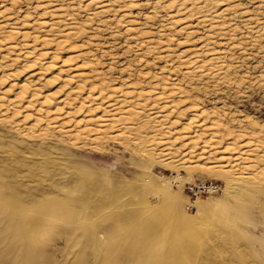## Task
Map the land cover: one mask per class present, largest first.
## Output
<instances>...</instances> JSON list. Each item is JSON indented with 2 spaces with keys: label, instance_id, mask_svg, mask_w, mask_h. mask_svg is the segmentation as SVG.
<instances>
[{
  "label": "rangeland",
  "instance_id": "obj_1",
  "mask_svg": "<svg viewBox=\"0 0 264 264\" xmlns=\"http://www.w3.org/2000/svg\"><path fill=\"white\" fill-rule=\"evenodd\" d=\"M157 1L0 0V264H264V0Z\"/></svg>",
  "mask_w": 264,
  "mask_h": 264
},
{
  "label": "bare ground",
  "instance_id": "obj_2",
  "mask_svg": "<svg viewBox=\"0 0 264 264\" xmlns=\"http://www.w3.org/2000/svg\"><path fill=\"white\" fill-rule=\"evenodd\" d=\"M163 1H166V0H163ZM163 1L162 0H158L157 1V3H163ZM213 1H217L218 2V0H213ZM220 1V0H219ZM182 3V5H184L185 3H190V7H191V16H195V15H197V14H195V9H198V10H196L197 12H198V15L199 14H204V13H208V12H211L210 11V9H208V7H209V4L212 2V0H167L165 3L167 4V6L169 5V6H176L178 3ZM216 2V3H217ZM213 4V3H212ZM163 5V4H162ZM211 5V4H210ZM181 5L179 4V6L178 7H180ZM212 6V5H211ZM177 7V6H176ZM187 7V6H186ZM171 8V7H170ZM189 8V7H188ZM194 9V10H193ZM182 10V9H181ZM185 10V9H184ZM183 10V11H184ZM187 10V9H186ZM190 10V9H189ZM193 11V12H192ZM196 12V13H197ZM200 12V13H199ZM190 13V12H189ZM220 13V12H219ZM223 13V12H222ZM205 15L206 14H204V15H199V17H198V19L200 18L201 19V21L202 20H204L203 19V17H205ZM218 16H219V14H217ZM217 15L215 16V17H217ZM207 16H208V14H207ZM192 18V17H191ZM199 19V20H200ZM203 22V21H202ZM54 27V26H53ZM27 55H29V53L27 54ZM40 55H42V54H40ZM39 55V56H40ZM44 56V55H43ZM3 60H4V57H3ZM41 61L42 60H40V57L38 58L37 56L33 59V61L32 62H30V63H28V64H31L33 67H36V66H39L40 68L38 69V72H36V73H33L32 75H30V83L28 82V84L27 85H25V86H23L22 87V94L24 95V94H27L28 92H30V93H32L31 95H30V100L28 101V103H29V105H32V104H34L35 102H34V99L36 98V97H38L39 96V94H40V89H38V83L37 82H39V81H42V76L43 75H45V73L44 72H47V71H50L51 70V68L53 67V65L51 64V63H47V64H42L41 63ZM189 63V62H188ZM190 63H192V64H194V63H196V62H193V61H191ZM214 64V63H213ZM214 67V66H213ZM23 69V68H22ZM214 69H215V67H214ZM211 71V70H210ZM209 71V72H210ZM215 71V70H214ZM220 71V70H219ZM212 73V72H211ZM208 74V73H207ZM55 79H56V77H54ZM73 78V77H72ZM74 78H75V76H74ZM31 81H33V82H31ZM52 81V80H51ZM69 82L70 81H66V83L67 84H69ZM78 88V87H77ZM80 88V87H79ZM124 94V93H123ZM125 96V95H124ZM123 96V97H124ZM162 97L163 98H165L164 96H157L156 97V100L153 102V104L151 105V106H147V105H145V103L144 102H141V103H136V106H138V108L139 109H143V110H145V108L146 107H151L148 111V115H146V117L148 118V120L149 121H152V123L154 122V124L156 123V124H159V126L161 127V128H163V127H165V117L163 116V117H161L162 116V114H161V116L159 115V113H160V110L163 108V106L162 107H160V104H161V100H162ZM68 98V97H67ZM67 98H65V99H63V100H60L59 102H57V104H56V111H59V109H61V108H59V107H61V106H65L66 104H67V101L69 102V99H67ZM54 101V98H53V96L50 94V95H46V96H44L43 97V99H42V104L45 106V105H48L49 107H50V105L52 106V102ZM34 102V103H33ZM159 102H160V104H159ZM164 102V101H163ZM21 102H19V101H17V102H15L14 103V105L15 104H20ZM129 104V103H128ZM135 104V103H134ZM120 105V104H119ZM129 106V105H128ZM169 106V105H168ZM66 107V106H65ZM82 107H84V106H82ZM107 108H115V109H118V108H116V105H111V106H108ZM170 108V107H169ZM171 108H173V107H171ZM28 109V108H27ZM80 109H81V106H80ZM112 109V110H113ZM133 109V108H132ZM163 109H166V108H163ZM174 109V108H173ZM175 109H177L176 108V106H175ZM142 110V111H143ZM42 111V110H41ZM123 111V110H122ZM141 111V110H140ZM167 111V110H166ZM187 111V110H186ZM43 112V111H42ZM145 112H147V109L144 111V113ZM170 112V111H169ZM45 113V112H44ZM163 113V112H162ZM18 114V113H17ZM46 114L47 113H45V116H46ZM49 114V113H48ZM132 114V113H131ZM138 116L139 115H141L142 113H140V114H138V113H136ZM135 114V115H136ZM164 114V113H163ZM186 114V113H185ZM134 115V114H133ZM134 115V116H135ZM182 115V114H181ZM49 116V115H48ZM48 116H46V118H45V122H43V119H34V120H32L31 121V123L26 127V129L27 130H30V131H36L37 129H41L42 127L41 126H46V129H50V127L51 126H53L52 125V122H51V120H48ZM132 116V115H131ZM138 116H136V117H138ZM31 117L32 116H30V115H28V114H26L24 117H23V121L25 120V122H27V120H29V119H31ZM194 117V116H193ZM139 118V117H138ZM166 118H167V116H166ZM176 118V117H175ZM168 119V118H167ZM108 120V119H107ZM106 119L104 120H98V122L99 123H104V124H106L107 122H109V121H107ZM135 120V119H134ZM49 121V122H48ZM72 121V120H71ZM82 121V120H81ZM97 121V120H96ZM111 121V120H110ZM194 121L195 120H193V119H189L188 121H187V123H185V125H186V127H187V129H190L191 127H193L192 125L194 124ZM29 122V121H28ZM48 122V123H47ZM172 122V121H171ZM45 123V124H44ZM78 123V122H77ZM80 123V122H79ZM86 124V123H85ZM178 124V120L176 121V119H175V121L174 122H172L170 125H172V126H176ZM80 125H82V123H80ZM77 126V125H76ZM87 126H89V125H87ZM133 126V125H132ZM169 126V125H168ZM179 126V125H178ZM86 127V126H85ZM171 127V126H170ZM62 128V127H61ZM81 128V127H80ZM84 128V127H83ZM169 128V127H168ZM175 129V128H174ZM185 129V128H184ZM183 129V130H184ZM43 130V129H42ZM83 130V129H82ZM78 131L77 133V135H78V137H76V139L77 138H79V137H81V136H79V135H82L83 134V136L84 135H86V136H88V135H90V134H92V132H93V130H91V128L90 129H84L83 131ZM169 130V129H168ZM170 131V130H169ZM182 131V130H181ZM167 134H169L170 136L172 135V133H168L167 132ZM175 134H177V132L175 133H173V135L172 136H174ZM76 135V136H77ZM169 135H167V136H169ZM178 135V134H177ZM176 135V136H177ZM82 136V137H83ZM191 135L190 134H187V135H185L184 137H186V139H189V140H192L193 138H191L190 137ZM196 136V135H195ZM89 137V136H88ZM119 138V137H118ZM197 138V137H196ZM75 139V140H76ZM176 139V138H175ZM178 140H180L179 138H177ZM195 140V139H194ZM119 141H120V139H119ZM143 141H144V139H143ZM150 141V140H149ZM152 141H154V139L152 140ZM160 141V140H159ZM170 141V139H168V142ZM143 143L142 142V139L141 140H139V143ZM157 142V141H156ZM155 142V143H156ZM161 145H159L161 148H160V153H161V155H163V156H170L171 157V155H173V154H176V153H178L179 151H180V149H182L181 147L179 148V147H176L175 145H173V144H171V145H168L167 144V139L166 138H162L161 139ZM175 142H177V141H175ZM192 142V141H191ZM197 142V141H196ZM83 143V142H82ZM155 143H152L151 142V147L149 146L148 148L150 149V151H152V150H155L156 148H158L159 146L157 145V144H155ZM86 144V143H85ZM190 144V143H189ZM93 145V144H92ZM144 145V144H143ZM185 147V146H184ZM202 150V149H201ZM155 151H157V150H155ZM194 150H193V148L192 149H190L189 150V152L190 153H192ZM153 153V152H152ZM205 153V152H204ZM159 155V154H158ZM163 156H161V158L163 157ZM229 162V161H228ZM239 163H236L235 162V165H234V169H235V167H239V165H238ZM262 166V165H261ZM232 168V167H231ZM232 168V169H233ZM234 171H237V170H231V171H229L228 172V174H229V176H230V179H229V181H232V180H234V179H238V176H241L240 174H237V172H235L234 173ZM227 182V181H226ZM228 183L229 182H227L226 183V187H228ZM170 187H168L167 188V191L166 192H168V190H170L169 189Z\"/></svg>",
  "mask_w": 264,
  "mask_h": 264
},
{
  "label": "built area",
  "instance_id": "obj_3",
  "mask_svg": "<svg viewBox=\"0 0 264 264\" xmlns=\"http://www.w3.org/2000/svg\"><path fill=\"white\" fill-rule=\"evenodd\" d=\"M220 185L214 181L195 180L185 185L188 197L194 202L197 198L219 192Z\"/></svg>",
  "mask_w": 264,
  "mask_h": 264
}]
</instances>
